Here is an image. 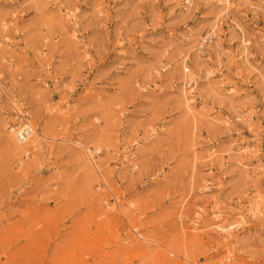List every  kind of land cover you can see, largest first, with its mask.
Listing matches in <instances>:
<instances>
[{"label":"rangeland","instance_id":"obj_1","mask_svg":"<svg viewBox=\"0 0 264 264\" xmlns=\"http://www.w3.org/2000/svg\"><path fill=\"white\" fill-rule=\"evenodd\" d=\"M0 264H264V0H0Z\"/></svg>","mask_w":264,"mask_h":264},{"label":"bare ground","instance_id":"obj_2","mask_svg":"<svg viewBox=\"0 0 264 264\" xmlns=\"http://www.w3.org/2000/svg\"><path fill=\"white\" fill-rule=\"evenodd\" d=\"M31 131H32V129L29 126L28 127L24 126L21 129L17 130V132L15 133V135H16L15 138H18V141L23 143L29 137Z\"/></svg>","mask_w":264,"mask_h":264},{"label":"built area","instance_id":"obj_3","mask_svg":"<svg viewBox=\"0 0 264 264\" xmlns=\"http://www.w3.org/2000/svg\"><path fill=\"white\" fill-rule=\"evenodd\" d=\"M24 134V133H23Z\"/></svg>","mask_w":264,"mask_h":264}]
</instances>
